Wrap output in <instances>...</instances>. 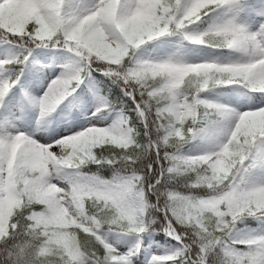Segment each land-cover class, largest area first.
Returning <instances> with one entry per match:
<instances>
[{"label": "snow or ice", "instance_id": "1", "mask_svg": "<svg viewBox=\"0 0 264 264\" xmlns=\"http://www.w3.org/2000/svg\"><path fill=\"white\" fill-rule=\"evenodd\" d=\"M0 35L21 48L0 58V264H41L49 221L63 214L61 204L74 215L66 203L67 180L52 179L56 189L33 188L32 178L46 162L44 146L85 129L107 126L111 132L122 124L148 141L151 158L139 177L123 148L105 153L109 145L87 138L100 133L84 134L59 157L66 162L57 171L73 182L109 189L107 203L100 200L95 214L99 218L111 208L112 217L99 226L89 220L95 235L82 233L90 242L81 249L85 264H264V228L238 227L248 217L264 223V204L256 195L264 180L252 179L264 170V0H0ZM108 44H118L119 54L110 53ZM169 47L173 50L152 54ZM36 48L59 49L64 59L57 63L43 51L37 59ZM29 65L37 73L60 69L39 96L22 82ZM93 71L118 92L111 95L106 83L101 94ZM82 84L96 98L86 126L37 139L14 123L20 117L11 112L10 92L19 89L20 110L37 113L39 130L62 101L79 99ZM177 129L199 140L231 137L230 146L237 149L221 185L207 192L199 184L177 190L215 198L220 209L211 223L172 207L168 200L174 195H160L180 155L166 151L162 142ZM153 131L161 133L159 142ZM228 181L251 193L247 203L232 206ZM129 195L143 197L139 207H119ZM158 232L164 233V244L146 240ZM63 260L79 264L69 255Z\"/></svg>", "mask_w": 264, "mask_h": 264}, {"label": "clouds", "instance_id": "2", "mask_svg": "<svg viewBox=\"0 0 264 264\" xmlns=\"http://www.w3.org/2000/svg\"><path fill=\"white\" fill-rule=\"evenodd\" d=\"M119 27V26H117ZM110 53L119 54L120 46L116 44L107 45ZM188 131L191 133L192 129ZM100 133L99 136L89 135L87 138L94 145H109L104 148L105 153H112L123 148L128 154V159L134 161L136 165V174L139 177L142 170L151 158L148 147V141L140 134L139 131L135 135L126 124L120 125L119 128L109 132L107 126L104 129L90 128L85 129L84 134ZM84 134H75L73 137H63L59 141H54L52 145H45L44 151L47 153L46 162L40 169L36 170L37 175L32 178L33 188L36 191H44L48 189H56V184L50 183L52 179L58 181L67 180L70 191L66 193L68 199L66 203L71 207L73 214L69 213L68 208L61 204L63 214L56 221H49L50 231L45 246L41 248L40 254L43 257L41 264H64V256L69 255L79 261V264H85L82 259L84 253L81 251L83 247L90 246L87 235H95L88 226V221L92 220L99 226L105 219L112 217V209L104 208L100 217L97 218L95 210L100 200H105L109 196L107 186H87L75 183L70 177L57 171V165L65 163L59 157L68 150L73 144H78ZM167 139L162 142V147L166 151L178 153L179 158L173 162L174 175L170 176L165 184L160 187V195L164 197L167 193L170 198L168 203L179 210H184L187 215L198 216L203 220L211 223L212 217L216 215L220 209V204L214 202L215 198L210 196H193L191 192L177 191L178 189H186L189 185H202L201 192H207L214 186L221 185L228 179L234 166V156L237 149L230 146L231 137L227 141L222 136L211 140H199L194 136L185 137L180 129L174 134H165ZM161 133L159 131L152 132L154 141L159 142ZM54 148V151H49ZM187 152H195V155H184ZM242 159V158H241ZM49 164L51 168H49ZM142 187V186H141ZM227 192L232 196V206L240 207L249 201L251 193L243 188L233 187L231 181H228ZM260 203L264 204V189L257 192ZM187 197V198H186ZM64 197H57V202L63 200ZM140 199H143L141 197ZM140 199L135 195H129L121 199L119 207L123 209L135 208L140 206ZM87 201L88 208H85ZM225 208L229 205L225 201H221ZM91 213V215L89 214ZM139 219V218H137ZM23 223V221H21ZM80 229L77 232L75 229ZM122 230H125L122 228ZM4 229L0 227V234Z\"/></svg>", "mask_w": 264, "mask_h": 264}, {"label": "rangeland", "instance_id": "3", "mask_svg": "<svg viewBox=\"0 0 264 264\" xmlns=\"http://www.w3.org/2000/svg\"><path fill=\"white\" fill-rule=\"evenodd\" d=\"M169 40H175L171 38H167ZM149 48H152L153 45L149 44ZM171 51L173 50L172 47L169 48H157L152 54H163L164 51ZM47 52L49 53V58H52L54 55L56 58V62L62 57L63 53L59 49H38L35 52V57L37 59H41L39 56L40 52ZM12 54V46L9 45L7 42H3L0 44V58H4L5 56H11ZM47 62V60H45ZM27 72L32 74V81L24 86L27 87L34 95L39 96L46 86L48 80L52 78V76L56 75L57 72L60 71L58 67H51L46 68L42 73H37L34 69L29 65L27 68ZM13 100L12 103L9 105L11 108V112L14 116L20 117L19 119H15L14 123L25 130L34 131V135L37 139L47 137L54 132L63 134L66 130H76L86 126V120H78L73 115L72 111L67 107V103L65 100L62 101L56 108V110L50 114L48 119L45 122H42L39 126V130H35L37 127L36 115L37 113L30 109H25L21 112L19 107V89H16L12 93ZM3 113V110H2ZM31 125V129L28 127ZM253 181L264 180V170H260L256 173L254 177H252ZM257 222V226L252 229L256 228H264V223ZM116 235V234H114ZM126 246V245H125Z\"/></svg>", "mask_w": 264, "mask_h": 264}, {"label": "trees", "instance_id": "4", "mask_svg": "<svg viewBox=\"0 0 264 264\" xmlns=\"http://www.w3.org/2000/svg\"><path fill=\"white\" fill-rule=\"evenodd\" d=\"M168 38L176 39V37H168ZM9 39H10V37L0 35V44L3 42H7ZM8 44L12 46L11 56L15 55L21 51V48L19 47V45L17 43H8ZM38 49L39 48L33 49V55L34 56H35L36 50H38ZM63 59H64V54L58 60V63L60 61H62ZM26 68H25V75H24V77H22V82H23V84L25 83L26 85H28L32 81L33 77H32L31 73L27 72ZM91 79L93 81H95L96 86L99 89L101 94H103L105 91H107L106 83H107V85H110V88L112 89V92L110 93L111 95H114L116 92H118V89L116 88V86L111 85L110 82L107 81V77L103 76V74L100 72L93 71L91 74ZM12 93L13 92L9 93V100H8L9 105L12 103V100H13ZM77 95L79 97L78 100H74L73 97L70 96V97L65 99V103H67V107L72 111V113L76 119L87 121V118H88L87 114L90 111H92L93 107L95 106L96 98L92 94L88 93L87 89L84 87L83 84L81 85L80 89H77ZM2 114H3L2 109H0V115H2ZM28 128L31 129V125ZM89 167H91L92 169L95 168L94 165L89 166ZM102 173L104 176H107V175H109V170L103 169ZM256 226H257L256 220H254L250 217L243 219L238 225V227H240L241 229H244L245 227L255 228ZM110 235H114V234H110ZM147 239L158 240V241H160L161 244H164L166 238L164 236V233L158 232V233H151L149 236L146 237V240ZM170 242L175 243L174 241H170Z\"/></svg>", "mask_w": 264, "mask_h": 264}]
</instances>
